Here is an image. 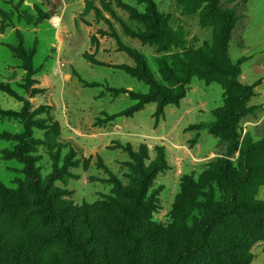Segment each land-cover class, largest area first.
I'll return each instance as SVG.
<instances>
[{
    "label": "rangeland",
    "instance_id": "1",
    "mask_svg": "<svg viewBox=\"0 0 264 264\" xmlns=\"http://www.w3.org/2000/svg\"><path fill=\"white\" fill-rule=\"evenodd\" d=\"M219 6L234 19L228 53L239 68L238 81L253 88L247 113L238 122L236 149L226 129L236 92L230 77L220 71L210 67L211 73L193 74L177 104L138 105L128 96L150 92L151 85L139 75L142 69L158 86L171 88L164 67L208 70L211 62L220 67L221 20L207 14L205 2L0 0V85L14 93L0 89L3 187L29 193L24 165L9 156L23 130L21 121L9 114L18 113L27 100L35 111L29 155L37 175L43 181L56 176L52 187L61 192L59 198L88 210L98 224L97 248L112 246L116 205L128 202L118 186L134 185L139 170L152 165L157 172L146 194L153 206L148 223L155 225L159 249L152 248L147 257L154 251L162 258L164 238H175L184 224L192 230L206 205L225 201L227 188L216 175L222 160L239 174H248L241 198L264 202V171L255 167L257 162L264 167V151L255 147L264 141V0H219ZM131 9L138 16L153 9L178 34L179 44L161 49L138 38L148 20L135 17ZM19 43L33 52L30 82L21 60L7 48ZM133 107L138 109L130 113ZM185 178L192 187H185ZM180 196L187 201L179 210ZM16 214L25 221L11 224L0 211V227L9 240L33 232L44 237L35 240L39 264H76L77 253L54 237L52 226L29 207ZM252 219L238 225L243 228ZM243 251L251 256L249 264H264V233Z\"/></svg>",
    "mask_w": 264,
    "mask_h": 264
},
{
    "label": "trees",
    "instance_id": "2",
    "mask_svg": "<svg viewBox=\"0 0 264 264\" xmlns=\"http://www.w3.org/2000/svg\"><path fill=\"white\" fill-rule=\"evenodd\" d=\"M205 2L206 12L211 17L221 20L218 47L220 53L219 68L212 62L208 70L196 66H182L181 70L163 68V74L172 84L171 88L160 87L155 84L150 75L142 69L139 75L150 85L151 90L147 94L128 92V96L137 101L138 105H145L157 101L160 106L177 104L185 95V86L191 76H202L211 69L220 71L230 77V82L235 90V96L227 110L226 129L230 136L231 147L236 149L238 145V122L247 113L246 102L252 96L251 86L242 85L238 81L239 68L232 64L228 53V43L233 27V16L219 6V0H181ZM135 17L148 20V27L144 33L137 37L149 43L156 44L165 49L178 45L180 38L168 25L165 19L153 9L144 16H138L134 10H130ZM0 15L2 12L0 11ZM7 48L15 53L21 60V68L26 72V81L35 74L32 68L33 52L27 53L21 43L17 47L8 45ZM141 59V57L136 56ZM140 61L143 68L144 62ZM181 65L183 63L181 62ZM211 67V69H210ZM0 89L10 95L14 93L7 86L0 85ZM40 93V90H34ZM115 93H120L116 90ZM23 105L18 113L7 114L18 118L22 123V133L16 136L17 145L9 156L17 159L24 165V173L28 178V191L8 190L0 183V211L11 220V224L25 221L24 216L18 217L17 211L29 207L30 213L40 217L46 225L52 226L57 237L72 251L77 253L76 264H249L251 256L243 249L260 241L264 233V202L246 201L241 198L242 187L248 181V174L241 175L232 168L228 160H222L217 164L216 175L227 188L224 202H210L204 208L200 220L196 222L192 230L185 224L181 227L175 238H164L160 246L162 258H158L154 251L147 257L149 251L156 247L159 241L155 225L149 224L152 202L146 197L151 180L157 172V167L152 165L139 170V177L134 185L121 188L118 191L128 202L117 204L118 214L114 216L115 227L112 229V246L97 248L95 231L98 224L89 216L85 208L79 210L69 202L59 198L61 193L52 187V182L57 180L53 174L46 180H41L34 168V160L29 155L32 146V129L35 125V111H30L27 100H22ZM138 107H133L135 112ZM257 150L264 151V141L255 145ZM7 156V158L9 157ZM255 167L264 171V167L257 162ZM193 183L185 178V187H192ZM12 203L9 202V197ZM187 201L180 196L177 207ZM253 218L245 222L243 228L238 223L247 218ZM36 234L29 232L25 238L9 240L0 227V264H39V252L35 240ZM163 260V259H162Z\"/></svg>",
    "mask_w": 264,
    "mask_h": 264
},
{
    "label": "built area",
    "instance_id": "3",
    "mask_svg": "<svg viewBox=\"0 0 264 264\" xmlns=\"http://www.w3.org/2000/svg\"><path fill=\"white\" fill-rule=\"evenodd\" d=\"M54 24L57 25L58 23L57 22L56 23L54 22Z\"/></svg>",
    "mask_w": 264,
    "mask_h": 264
},
{
    "label": "water",
    "instance_id": "4",
    "mask_svg": "<svg viewBox=\"0 0 264 264\" xmlns=\"http://www.w3.org/2000/svg\"><path fill=\"white\" fill-rule=\"evenodd\" d=\"M49 14H52V12H50Z\"/></svg>",
    "mask_w": 264,
    "mask_h": 264
},
{
    "label": "bare ground",
    "instance_id": "5",
    "mask_svg": "<svg viewBox=\"0 0 264 264\" xmlns=\"http://www.w3.org/2000/svg\"><path fill=\"white\" fill-rule=\"evenodd\" d=\"M56 22H57V21H56ZM56 22H55V23H56ZM57 23H59V22H57Z\"/></svg>",
    "mask_w": 264,
    "mask_h": 264
}]
</instances>
